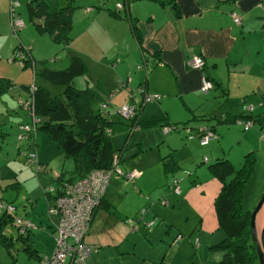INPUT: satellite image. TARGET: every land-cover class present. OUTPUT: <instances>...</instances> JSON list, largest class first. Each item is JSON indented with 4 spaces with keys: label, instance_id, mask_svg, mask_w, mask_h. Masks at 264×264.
<instances>
[{
    "label": "crops",
    "instance_id": "1",
    "mask_svg": "<svg viewBox=\"0 0 264 264\" xmlns=\"http://www.w3.org/2000/svg\"><path fill=\"white\" fill-rule=\"evenodd\" d=\"M20 1L29 2L30 0ZM45 1L48 9L51 10L48 0ZM53 1L57 6L64 2L63 0ZM116 2L122 3L123 7L114 8ZM110 3L113 4L112 8L108 7ZM55 5L53 7L56 8ZM19 6L20 3L16 9ZM104 7L105 5H101L102 9L98 13L87 16L84 31L83 29L79 31L83 33H78L82 35V42L80 44L70 42V45L74 46V51L84 58H87L84 52L88 54L92 45L96 48L100 47L97 48V57L101 60H92L89 54L88 56L91 63H97L98 66L107 70V75H103L102 78L113 80L115 87H119L123 82L128 83L129 89L123 87L119 91H116L117 88L114 90V94L107 99V112L104 113L110 117L113 110L111 106L115 105L116 107L126 103L140 105L142 99V93L138 91L140 90L158 94L160 97L138 107L134 128L139 125V129L147 127L162 131L163 124H179V127L166 133L162 131V134L158 135L151 144H146L148 146H145V141L138 143L137 152L151 150L152 159L149 158L143 162L134 160L123 165L125 171H138L139 174L133 179L134 181L128 180L133 181L132 183L127 182V179L123 177L110 179L101 204L93 214L87 235L97 222L108 223L110 227H124L127 230L118 217L124 221L132 218L131 224L135 223L138 226L142 221H147L145 223L153 221L154 224L158 220L162 221L161 224H168L169 227L173 225L180 227L177 223L179 216L183 215L186 221L192 220L194 216L198 218V224L192 222L189 229L195 236L194 252H197L201 259L204 252L209 253L206 246L211 248L223 237L220 235L213 241L215 237L213 232L216 231L217 234L219 229L214 200L221 189V182L213 175L209 165L224 157L221 154L214 156L215 145L210 140L207 145H204L210 147L209 151L202 152L205 154H202L203 156L200 154L196 163L192 160L196 167L205 162L207 165L197 169L190 167L189 176L192 178L188 176L187 180L182 181L176 170L182 168L181 162L188 155L194 159L193 151L188 152L190 148L188 139L183 137L197 140L200 129L204 126L213 128L219 137L221 131L218 130L217 123L227 124L228 127L237 125L242 132H247L250 129L243 131L236 120L246 119L249 116L255 120L254 127H257L259 134L264 129L262 113L255 112V105H258V108L264 105V0H108L107 9L119 16L112 15ZM88 13L90 12L87 11ZM234 13L240 17V24L233 21ZM16 14L20 16L19 12ZM22 21L21 30H25V34L21 41L32 38V56L34 57L36 47L38 48L37 43L43 33L35 27L31 29L25 25L24 20ZM32 30L37 35H34ZM195 55L202 57L204 61L202 69L188 66L187 62ZM94 59H96L95 56ZM84 63L90 68L88 61ZM89 71L95 72V68ZM204 76L208 77L214 86L202 93L200 85ZM215 85L226 99L228 91L233 87V97L238 104H242V108L240 107L239 111H237L238 108L236 111L225 109V102L222 103L220 100L215 102L213 108H209L214 101H209L207 97L217 95ZM255 89L257 93L251 94ZM118 93L119 95H115ZM218 102L223 110L217 116L215 107ZM244 103L251 105L252 111H246ZM15 121L20 124L26 123L28 117L16 118ZM14 127L18 130L17 126ZM215 140L218 141V138ZM250 151L255 155L251 143L244 140L241 142L240 152L232 156L235 158L239 155L238 160L233 163L228 156L226 158L233 165L241 166L243 155ZM40 155L38 153L39 160L47 161L42 154ZM117 156L120 157V155ZM257 157L258 155H255V159ZM165 162L171 165L172 171L164 169ZM255 165L256 160L252 173ZM75 176L72 177L75 178ZM66 178H71V174L62 176L63 180ZM172 178H177L179 184H182L178 194L174 193L170 187ZM42 185L41 187H45L44 184ZM49 203L50 201H47V208ZM53 216H56L58 220L57 215H51L49 218ZM34 225L36 232L40 227L44 228L42 223L34 222ZM143 227L146 230L149 229L145 224ZM255 227L258 241L262 246L264 203L255 216ZM31 231L22 239L27 246L24 250L29 257L39 260L44 252L40 254L31 245L29 239L34 233H30ZM178 235L182 233L179 231L176 237ZM173 241L175 242V239ZM89 244L94 247L92 252L96 253L98 247L93 243ZM211 249L217 251V249ZM49 255L51 254H45L44 257ZM221 256L220 251L216 253L214 260L211 262L201 260V264H218ZM16 263L18 258H14V264ZM161 263L170 264L166 257L161 260Z\"/></svg>",
    "mask_w": 264,
    "mask_h": 264
},
{
    "label": "rangeland",
    "instance_id": "2",
    "mask_svg": "<svg viewBox=\"0 0 264 264\" xmlns=\"http://www.w3.org/2000/svg\"><path fill=\"white\" fill-rule=\"evenodd\" d=\"M17 1H19L20 6L16 9L15 16L21 17L22 20L25 21V25L34 29L35 26L32 21H30L27 12L26 3L28 1ZM17 1L13 0V2ZM63 1L61 5L57 6L55 5L56 2L48 0L51 8V10H49L56 11L66 4H71L73 6L72 28L70 31V35L72 36L71 44L73 42H78L80 44V42H82V35L80 34H82L85 29L84 26L87 16L98 13L102 9L99 8L101 5H105L104 9L107 11L108 0ZM117 2L114 8L119 9L118 4L121 3ZM10 3L11 0H0V77L10 79L13 82L12 86L0 95V199L13 202L16 206V214L18 216L24 217L32 223H42L44 228L40 227L37 232L34 228L35 230L30 232L34 233L29 240L31 245H33L40 254L44 252L45 255L51 254L54 249L56 231H53V229L54 223H56L57 220L56 216L50 219L47 214L48 200L41 186H43L42 184L45 186H56L54 178L59 177V175L67 176L71 174L75 165L73 158L62 154L59 144L41 129H37L27 140L18 138V134L21 133V131L15 119H25V117H28V122L31 121V116L23 107L22 102L30 96L32 89L41 87L48 90L51 96L63 98V86L50 82L39 75H35L32 65L28 64L24 67L23 62L13 59V48L21 41L22 36L25 34V30L22 31L20 29L21 31L18 30L17 33L11 30L12 15ZM52 4L57 7H53ZM108 7L112 8L113 4L110 3ZM87 11L90 13L87 14ZM16 12H19L20 16L17 15ZM82 29L83 31L79 32ZM32 32L34 35H37L34 30H32ZM78 33L80 34L78 35ZM31 40L32 38L29 37L28 41L21 42L32 48L33 43ZM37 45L39 49L36 47V51L33 55L39 65L43 61H46L50 67L62 69L70 56L78 54L77 56L82 57L79 53L74 51L73 45H70L69 49L68 47L65 48L63 45L53 42L48 33H43L40 36V41ZM100 46L102 47V45ZM97 48L99 49L100 47ZM97 48L95 45H92L89 50L88 54L92 60H101L97 57ZM84 54L87 58L82 57V60L84 62L88 61L90 68L87 67L83 75L75 77L72 80V84L79 89L89 88L94 91L93 93H95L94 95H96L97 98L92 104V111L94 113L100 112L103 116L106 115V120L112 121L108 128L112 144L117 154L120 155L118 158L120 161L118 167L121 170H125L123 165L129 162L134 160L143 162L151 158L153 156L151 150L140 153L139 151L137 152L138 143L145 141V146H148L146 144H151L158 135L162 134V131L155 128L148 129L147 127L139 129V125L130 130L129 125L131 120L122 118L121 115L119 116L118 112H116L117 109L124 104L117 105V107L116 105L113 107L111 106L113 110H111L110 117L107 113H104L105 110L100 109V103L107 101V99L114 94V90L118 86L115 87L113 85V80L103 79L102 76L107 75V70L102 66H98L97 63H91L88 54L85 52ZM94 56L96 59H94ZM92 68H95V72L89 71ZM76 85L81 87H77ZM216 87L215 85L214 88L216 89L215 92L217 95L207 97L209 101H214L210 104L209 108H213L215 102L218 100L222 103L225 102V109L228 108L236 111L238 108L237 111H239V108H242V104H238L235 97H233V87L228 91L227 99L220 94L221 90ZM256 93L257 89L253 90L251 94ZM115 95H119V93ZM250 96L252 97V95ZM243 105L247 104L244 103ZM222 110L218 102L215 107L217 116ZM258 111L262 113V121H264V105L260 108H258V105H255V112ZM169 112L172 113L171 110H169ZM174 115L176 116L175 113ZM191 122L196 123L195 121ZM254 122L253 120V126L247 132H242L237 125L228 127L226 126L227 124L217 123L216 126H218V130L221 131V135L219 133V137L211 140V143L215 145L214 151H216V154H214V156L219 154L223 155L224 158L228 156L233 163L238 160L237 158L239 155H236L235 158L232 156L240 152L241 142H244V140H246L247 143H251L255 150V155H258L255 159L256 165L254 172L245 185L244 198L242 199V210L244 212H249V214H251L254 207L258 204L262 193H264V138H260L259 130L257 127H254ZM14 126H17L18 130ZM215 134L217 133L215 132ZM183 138L188 139V144H190L188 152L191 150L194 154V159L190 158L188 155L187 158L181 162L182 168L176 170L178 171L177 175L181 176V180L185 181L190 175V167L197 169L198 167L207 165L205 162L198 164L196 167L194 163L197 162V158L200 154H205L202 152L209 151L210 147L202 145L201 147L198 143V139ZM217 138L218 141L215 140ZM31 151L36 152L37 158L38 153L39 156L42 154L47 161L38 159V162L40 161L38 167L35 163H30L24 152L29 154ZM192 160L194 163H192ZM235 166L237 167L238 165ZM116 177L120 176L114 174L112 179ZM189 178L191 179L192 176H189ZM133 181L127 180V182L131 183ZM181 186L182 184H179V187ZM118 218L122 224L127 227L128 231L126 228H121L120 226L110 227L108 223L104 222H97L94 228L89 231V234L85 237V241L95 244L98 249L96 253L92 252L89 255L87 259L88 263L162 264L161 260L166 257L170 264H201V260L211 262L214 260L216 253L220 252L219 250H212L206 246L209 253L204 252L201 259L197 252H194L193 239L195 236L190 233L189 229L192 222L198 224V218L194 216H192V220L189 221H186L183 215L179 216L177 218V223L180 227H174V225L169 227L168 224H161L162 221L156 220L148 230L143 227V224H146L145 222L147 221L143 222L141 220L142 223L138 226V224L135 223L131 224V221H133L132 218H127L125 221L124 219H120V217ZM16 219L17 218H14V222ZM179 231L184 236L181 235L177 242L176 235ZM4 234L7 238L12 240V244L8 247L0 245V264H14V258H18V263L16 264H43L44 255H42V258L39 260L28 256L27 251L24 250L27 246L22 242L12 221H9V223L5 225ZM213 234L215 235L213 241L216 240L215 238H219L220 235L221 237L223 236L222 231L219 229L217 230V234L216 231H214ZM174 239L175 242L173 241Z\"/></svg>",
    "mask_w": 264,
    "mask_h": 264
},
{
    "label": "trees",
    "instance_id": "3",
    "mask_svg": "<svg viewBox=\"0 0 264 264\" xmlns=\"http://www.w3.org/2000/svg\"><path fill=\"white\" fill-rule=\"evenodd\" d=\"M27 12L30 21L34 23L39 32L48 33L53 42L61 44L65 48L70 45L73 16L71 4L61 6L56 11H50L45 0H30L27 3ZM108 12L119 16L109 9ZM20 29L11 27L14 33ZM17 53H21V56ZM13 54V59L23 62L24 67L28 64L32 65L35 75L63 86V98L53 97L48 90L41 87H35L30 96L33 97L34 111L41 119L38 129L47 133L59 144L62 152L74 160L75 166L71 178L65 180L72 181L81 178L93 169L109 168L113 157L118 155L109 136L108 127L112 121L106 120L107 117L100 112L92 111V104L96 96L91 89H79L72 84L75 77L83 75L87 70L82 58L77 55L70 56L62 69L52 68L46 61L39 65L32 56V48L21 41L14 47ZM12 83L10 79L0 77V95L9 89ZM136 118L137 114L135 118L130 119V130L135 126ZM251 118L253 119V117ZM168 125L179 127V124ZM211 129L214 131L213 128ZM200 134L201 132L198 136ZM254 163L255 155L250 151L243 155V162L239 167H234L226 158L218 159L209 165L213 175L221 182V189L214 200V209L218 228L222 231L223 237L218 243L211 246V248L222 252L218 264H259L251 235L250 214L242 210L244 188L253 171ZM165 164L164 169L172 171L171 165L168 162ZM62 176L59 175L54 180L56 182L63 180ZM48 200L50 203L53 202L50 195H48ZM3 201L10 203L15 208V212L12 214L7 212L0 214V245L8 247L12 244V240L5 236L4 227L9 221H12L13 224L14 218L18 215L13 202ZM29 231L25 235H20V233L18 235L23 239ZM178 240L177 236L176 241ZM261 249L264 252V232H262Z\"/></svg>",
    "mask_w": 264,
    "mask_h": 264
},
{
    "label": "built area",
    "instance_id": "4",
    "mask_svg": "<svg viewBox=\"0 0 264 264\" xmlns=\"http://www.w3.org/2000/svg\"><path fill=\"white\" fill-rule=\"evenodd\" d=\"M18 6V2L11 1V27L22 28L23 21L14 14V8ZM121 8L122 5L118 4ZM233 21L236 24L241 23V19L237 14H232ZM21 56V53H17ZM119 59H117L118 61ZM188 66L191 68L202 69L204 61L201 56L195 55L188 62ZM129 89L128 83L123 82L116 91L121 88ZM213 87V82L208 77H203L200 91L202 93L207 92ZM34 89V88H33ZM32 89V90H33ZM142 99L140 105L138 104H126L117 109V112L122 118L130 120L135 118L138 107L148 102L157 100L160 96L158 94H152L142 92ZM31 94V93H30ZM132 97V94H130ZM23 107L28 111L31 116V121L21 123L19 129L21 133L18 134V138L27 140L31 137L32 133H35L38 129V124L41 119L36 115L34 111L33 97L29 96L22 102ZM100 109L107 112V101L100 103ZM246 111H252L251 105H244ZM238 124L242 126L243 131H247L253 126V119H237ZM163 133L168 132L176 126L165 124L161 127ZM201 134L198 137L199 144L204 146L209 143L213 138L218 137L211 128L206 126L201 127ZM260 138H264V130L261 131ZM27 156V160L30 163H35L38 167L39 162L36 152L31 151L29 154L24 152ZM206 161V158H204ZM118 156L115 155L112 159L111 165L106 169H93L81 178L74 179L72 181L60 180L57 181L56 186L48 185L43 187V192L48 200V195L53 198V202L49 203L47 213L49 216L57 215L58 220L55 223V246L53 252L49 256L43 258V264H89L87 259L94 247L85 241L90 223L93 218L95 210L101 204L104 197L107 185L114 174L123 177L127 180H133L138 176L136 170H121L119 167ZM170 187L176 194L180 193L179 180L172 178L170 181ZM49 202V200H48ZM0 212H7L12 214L15 212V208L8 202L0 200ZM17 216V215H15ZM14 223L18 233L25 235L28 230L36 228L34 223L23 217L17 216ZM153 225V221L145 224L147 228ZM180 238V235H178Z\"/></svg>",
    "mask_w": 264,
    "mask_h": 264
},
{
    "label": "water",
    "instance_id": "5",
    "mask_svg": "<svg viewBox=\"0 0 264 264\" xmlns=\"http://www.w3.org/2000/svg\"><path fill=\"white\" fill-rule=\"evenodd\" d=\"M262 203H264V193H262L258 204L254 207V209L252 210V212L250 214L251 235H252V238L254 240V245L256 248L257 255H258L259 264H264V252H262L260 243H259L258 238H257L256 227H255V216L257 214V211L261 207Z\"/></svg>",
    "mask_w": 264,
    "mask_h": 264
}]
</instances>
